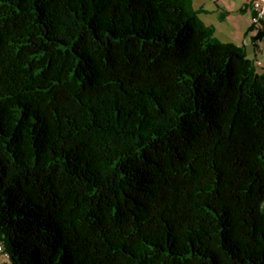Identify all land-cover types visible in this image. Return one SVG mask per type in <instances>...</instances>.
Segmentation results:
<instances>
[{"label":"trees","instance_id":"1","mask_svg":"<svg viewBox=\"0 0 264 264\" xmlns=\"http://www.w3.org/2000/svg\"><path fill=\"white\" fill-rule=\"evenodd\" d=\"M202 12L0 0L4 264H264V72Z\"/></svg>","mask_w":264,"mask_h":264},{"label":"rangeland","instance_id":"2","mask_svg":"<svg viewBox=\"0 0 264 264\" xmlns=\"http://www.w3.org/2000/svg\"><path fill=\"white\" fill-rule=\"evenodd\" d=\"M200 1V0H199ZM205 1V8L210 11L202 12L207 23L215 26V34L224 41H234L244 45L249 57L256 62L259 71L264 72V38L257 41V45L251 40L256 30L247 34L249 26L253 22L254 9L248 0H201ZM252 21V22H251ZM9 258L0 250V264H4Z\"/></svg>","mask_w":264,"mask_h":264},{"label":"built area","instance_id":"3","mask_svg":"<svg viewBox=\"0 0 264 264\" xmlns=\"http://www.w3.org/2000/svg\"><path fill=\"white\" fill-rule=\"evenodd\" d=\"M248 1H250L254 9L255 14L253 15V21L259 22L261 19H264V0H248ZM0 250L4 251L8 256V253L4 250L2 244H0Z\"/></svg>","mask_w":264,"mask_h":264},{"label":"crops","instance_id":"4","mask_svg":"<svg viewBox=\"0 0 264 264\" xmlns=\"http://www.w3.org/2000/svg\"><path fill=\"white\" fill-rule=\"evenodd\" d=\"M194 1V6L196 7V8H199V9H204V11H207V12H209L210 11V9L209 8H205V1H199V0H193ZM201 16H202V13H201ZM202 18H203V16H202ZM204 19V18H203ZM206 21V20H205ZM252 22V21H251ZM210 24H212V23H210ZM251 40V38H249L248 37V41H250ZM229 41V40H228ZM234 42V41H233ZM239 44V43H238Z\"/></svg>","mask_w":264,"mask_h":264}]
</instances>
